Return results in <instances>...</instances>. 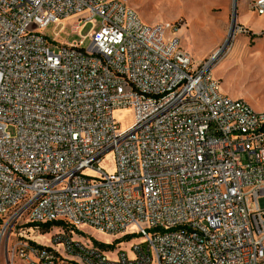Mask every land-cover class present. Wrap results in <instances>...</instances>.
Listing matches in <instances>:
<instances>
[{
    "label": "built area",
    "instance_id": "2783aa9c",
    "mask_svg": "<svg viewBox=\"0 0 264 264\" xmlns=\"http://www.w3.org/2000/svg\"><path fill=\"white\" fill-rule=\"evenodd\" d=\"M247 1L264 14V0ZM76 15L73 32L94 24L90 45L80 35L52 51L42 31ZM179 29L144 23L124 0H0V234L13 230L12 258L264 264V114L220 91L212 61L194 68L168 35ZM57 220L71 229L52 249L22 234ZM81 225L137 241L111 262L74 238Z\"/></svg>",
    "mask_w": 264,
    "mask_h": 264
},
{
    "label": "rangeland",
    "instance_id": "374dc122",
    "mask_svg": "<svg viewBox=\"0 0 264 264\" xmlns=\"http://www.w3.org/2000/svg\"><path fill=\"white\" fill-rule=\"evenodd\" d=\"M124 1L136 11L146 24H179L180 29L175 32L169 31L168 35L180 37L183 49L193 61V67L196 68L201 63L212 61V78L219 82L220 91L233 100L244 102L256 113L264 114V39L260 43V47L254 49V40L252 41L247 30L238 24L240 18L237 15L234 35L225 49L212 59L213 54L219 51L227 41L231 28L233 0ZM243 1L246 2L245 0L240 1V9ZM245 15L250 28L257 30L259 25H262L264 30V15L259 16L256 10L250 8ZM80 17L81 15H76L51 22L42 31V34L47 37L52 51L57 52L61 46L75 44L80 40V35L87 36L83 48L90 45L89 34L95 29L92 22L82 26L79 33L72 30L74 24L79 22ZM96 20L98 23L100 22V18ZM114 117L120 123L121 129L125 131L134 123V110L129 107L117 109L114 111ZM10 132L13 133L12 130ZM100 166L108 172L113 170L114 157L111 152L106 154ZM62 229L66 235L70 234L68 227ZM12 231L8 228L2 239L0 234V264H27L19 256L16 255L12 258L10 252L8 253L9 246L15 239ZM58 232H61L60 227L51 228L49 234H42L37 229L25 230L22 234L40 246L52 249L51 246L55 247L52 241ZM74 233V238L83 237L92 243L114 244V249L105 250L106 256L111 262L119 259V250L130 254L132 244L137 241L134 237H124V234L100 233L87 225L76 228Z\"/></svg>",
    "mask_w": 264,
    "mask_h": 264
},
{
    "label": "crops",
    "instance_id": "0c3cea01",
    "mask_svg": "<svg viewBox=\"0 0 264 264\" xmlns=\"http://www.w3.org/2000/svg\"><path fill=\"white\" fill-rule=\"evenodd\" d=\"M241 1V0H240ZM238 1V4H237V15L239 16L240 18V21L238 22V24L243 27L244 29L247 30L248 32V35H251V40L253 41L254 40V49L260 47V43L263 41L264 39V30H263V26L262 25H259L258 29L255 30V29H252L250 28L248 25H249V21L247 20L246 18V11L250 8H251V4L249 1L245 0L246 2L244 3V1L242 2V8L240 9V5H241V2ZM259 15V14H258ZM264 14L262 15H259V16H263ZM239 20V19H238ZM251 22V21H250Z\"/></svg>",
    "mask_w": 264,
    "mask_h": 264
},
{
    "label": "trees",
    "instance_id": "16d2710c",
    "mask_svg": "<svg viewBox=\"0 0 264 264\" xmlns=\"http://www.w3.org/2000/svg\"><path fill=\"white\" fill-rule=\"evenodd\" d=\"M179 25V24H178ZM28 227H33L34 229H37L39 230L40 232H42V234H49L50 233V230L51 228L53 227H60L61 228V232H58L57 234L58 235H62V234H65L64 233V229L62 228H69V232H70V227L67 225V223L63 220H57V221H53V222H47V223H43V224H29ZM66 230V229H65ZM81 233V232H79ZM51 237H53L51 235ZM129 239V238H128ZM95 242V241H94ZM101 250H108V249H114V244L112 245H105V244H102V243H97L95 242ZM49 249V248H48Z\"/></svg>",
    "mask_w": 264,
    "mask_h": 264
},
{
    "label": "water",
    "instance_id": "95a60500",
    "mask_svg": "<svg viewBox=\"0 0 264 264\" xmlns=\"http://www.w3.org/2000/svg\"><path fill=\"white\" fill-rule=\"evenodd\" d=\"M237 4H238V0H233L231 28L228 34L227 41L222 46V48L214 54L213 58H216L217 55H219V53L225 49L226 45L230 42L232 36L234 35L236 28Z\"/></svg>",
    "mask_w": 264,
    "mask_h": 264
},
{
    "label": "bare ground",
    "instance_id": "6f19581e",
    "mask_svg": "<svg viewBox=\"0 0 264 264\" xmlns=\"http://www.w3.org/2000/svg\"><path fill=\"white\" fill-rule=\"evenodd\" d=\"M214 54H215V53H214ZM214 54H213V55H214Z\"/></svg>",
    "mask_w": 264,
    "mask_h": 264
}]
</instances>
